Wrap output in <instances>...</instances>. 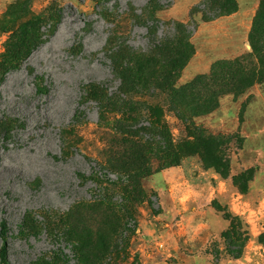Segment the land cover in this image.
<instances>
[{
    "label": "rangeland",
    "instance_id": "374dc122",
    "mask_svg": "<svg viewBox=\"0 0 264 264\" xmlns=\"http://www.w3.org/2000/svg\"><path fill=\"white\" fill-rule=\"evenodd\" d=\"M218 1L0 0V264H264V82L194 90L223 60L261 68V0ZM180 23L194 52L174 102L122 84ZM180 114L206 134L184 144ZM228 216L250 232L237 259Z\"/></svg>",
    "mask_w": 264,
    "mask_h": 264
},
{
    "label": "trees",
    "instance_id": "16d2710c",
    "mask_svg": "<svg viewBox=\"0 0 264 264\" xmlns=\"http://www.w3.org/2000/svg\"><path fill=\"white\" fill-rule=\"evenodd\" d=\"M217 1L218 0H215V2ZM218 4L221 15H228L237 11L235 0H222L218 1ZM177 25L173 37H168L155 43L148 52L141 54L143 59L129 57L122 64L123 67L119 71L122 84L125 83V78L127 76H133L140 84L137 93L144 94L148 92L150 94H155L158 90L166 91L169 99L174 102V97L177 92L175 84L180 79L183 68L194 52V47L190 40V33L187 31L184 24L180 23ZM150 28L151 27H149V29ZM250 40L253 48V55L261 64V68L254 67L252 63H247V61L240 57L218 62L214 65L209 74L201 75L199 79L194 82L195 86L197 85L194 90L199 100L205 102L207 98L205 94H202L201 90H197L199 86H203V89H206L207 87L218 85L220 89H222V92H226V90L230 88L236 91L245 89L248 87L246 83L253 80H257L259 83L264 82V0H261ZM117 52H119V50L116 51V53ZM13 54L4 61V64L8 63L10 65L9 70L18 68L14 67V63H16L17 60H14ZM114 67L117 69V64H115ZM146 107H148V111L151 114L150 118H154V125L156 123V125L159 126L157 118L155 117L159 106L152 105ZM206 110L205 106L199 107L198 114L203 115L206 113ZM180 117L184 121L189 133V139L184 141V144H191L195 141L193 139H198L206 134L205 129L197 125L193 119L187 115L180 114ZM154 130L157 132L159 128L155 127ZM157 146L158 148L171 147L165 141H159ZM236 218L233 219L228 216V219L232 220L230 228L224 233V237L227 242V252L233 258L237 259L243 254V249L250 237V232L246 224V227H239ZM6 251L7 243L4 241L0 251L4 258L6 256Z\"/></svg>",
    "mask_w": 264,
    "mask_h": 264
}]
</instances>
